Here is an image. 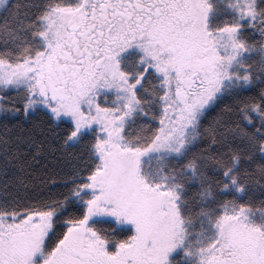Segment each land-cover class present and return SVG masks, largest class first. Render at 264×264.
Segmentation results:
<instances>
[{
    "label": "snow or ice",
    "instance_id": "obj_1",
    "mask_svg": "<svg viewBox=\"0 0 264 264\" xmlns=\"http://www.w3.org/2000/svg\"><path fill=\"white\" fill-rule=\"evenodd\" d=\"M0 264H264V0H0Z\"/></svg>",
    "mask_w": 264,
    "mask_h": 264
}]
</instances>
